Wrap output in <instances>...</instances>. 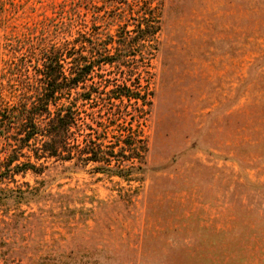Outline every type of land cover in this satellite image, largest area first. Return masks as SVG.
<instances>
[{
	"label": "rangeland",
	"instance_id": "rangeland-1",
	"mask_svg": "<svg viewBox=\"0 0 264 264\" xmlns=\"http://www.w3.org/2000/svg\"><path fill=\"white\" fill-rule=\"evenodd\" d=\"M62 1L0 0V110L21 100L10 65L52 40ZM161 1L157 41L126 57L152 105L116 106L126 123L106 139L138 140L150 169L136 181L41 159V174L15 175L8 187L44 180L51 195L0 211V264H264V0ZM115 78L106 66L94 75L87 122L112 117Z\"/></svg>",
	"mask_w": 264,
	"mask_h": 264
},
{
	"label": "trees",
	"instance_id": "trees-1",
	"mask_svg": "<svg viewBox=\"0 0 264 264\" xmlns=\"http://www.w3.org/2000/svg\"><path fill=\"white\" fill-rule=\"evenodd\" d=\"M62 2L52 40L44 38L37 47L33 42L28 44L18 51L16 60L10 65L15 70L11 75L16 76L23 87L21 100L0 110V211L4 216L10 206L51 195L46 192L44 180L36 182L34 187L27 184L24 188L7 186L8 181H15L17 174L26 171L41 174L46 168L45 163L39 162L41 159L73 161L72 165L94 163L98 172L136 181H142L150 169L140 161L144 159L139 153L142 146L138 140L130 135L117 138V141L106 139L111 131L109 126L120 127L119 124L126 123L124 116L117 118L115 115L116 106L124 101L148 108L152 105L148 100L150 93L134 82L126 57L130 50L151 46L157 41L162 1ZM105 4L109 11H114L113 15L99 9ZM92 17H96L97 22ZM98 21L107 23L113 31L102 34L96 27ZM44 36H47L46 31ZM30 61L34 63L29 64ZM103 66L117 71L120 78L115 81H121V84L108 82L107 106H110L112 117L102 122L97 119L100 110H95L92 111L95 117L91 115L87 122L80 116L81 107L90 106L93 98L99 97L101 92L94 88L93 85L98 84L93 79ZM88 80L90 84L87 85ZM70 92L78 98L68 99L66 95ZM99 129H104V134H100ZM20 157L25 159L20 160ZM12 215L15 217L16 212Z\"/></svg>",
	"mask_w": 264,
	"mask_h": 264
}]
</instances>
